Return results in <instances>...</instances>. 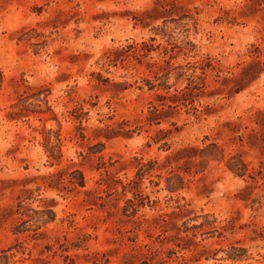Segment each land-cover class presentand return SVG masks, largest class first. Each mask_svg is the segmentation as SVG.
I'll return each instance as SVG.
<instances>
[{
  "label": "rangeland",
  "instance_id": "1",
  "mask_svg": "<svg viewBox=\"0 0 264 264\" xmlns=\"http://www.w3.org/2000/svg\"><path fill=\"white\" fill-rule=\"evenodd\" d=\"M0 71V264H264V0H0Z\"/></svg>",
  "mask_w": 264,
  "mask_h": 264
},
{
  "label": "trees",
  "instance_id": "2",
  "mask_svg": "<svg viewBox=\"0 0 264 264\" xmlns=\"http://www.w3.org/2000/svg\"><path fill=\"white\" fill-rule=\"evenodd\" d=\"M1 78H2V74H1V71H0V81H1ZM231 168H235L236 170H239L238 172H240V170H242L241 172H243V169H244V166L245 164L243 163V161H238V162H234V163H231V165H229ZM243 174V173H241ZM49 220H53L54 218V213L53 211L49 210L46 212ZM8 256L6 254H3L2 253L0 254V261H2L3 259H7Z\"/></svg>",
  "mask_w": 264,
  "mask_h": 264
}]
</instances>
